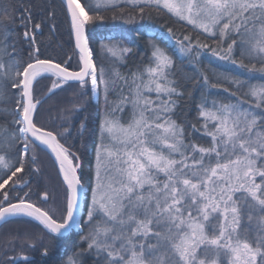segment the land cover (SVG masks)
Wrapping results in <instances>:
<instances>
[{
  "label": "trees",
  "instance_id": "trees-1",
  "mask_svg": "<svg viewBox=\"0 0 264 264\" xmlns=\"http://www.w3.org/2000/svg\"><path fill=\"white\" fill-rule=\"evenodd\" d=\"M79 1L89 17L87 34L97 70L98 95L95 98L89 78L71 83L45 73L34 83L33 96L39 92L35 97V124L53 132L70 152L86 188L81 228L56 236L31 218L9 220L0 227V264H10L18 255L31 259L25 258L16 264H72L73 260L76 264L121 263L122 257L109 260V256L113 257L110 253L118 249L110 241L101 242L103 251L96 249V237L86 222L92 208L90 200L95 191L101 151L115 143L107 131L106 135L103 132L108 130L106 125L110 121L130 124L145 108L151 122L174 123L179 127L181 143L178 152L172 154L171 170H156L151 166L148 169L159 189L165 184L164 179L182 171L187 162L192 173L195 170L198 173L199 164L205 170L204 166L214 161L224 164L235 159L233 154L222 155L226 151L230 153L231 146L240 138L238 135L229 138L216 122H211L213 115L221 114L230 106L243 109L255 118L258 139L264 141V52L246 49L250 42L246 34L255 22L264 21V15L257 12L262 7L256 4L259 2H252L255 8L245 15L242 25L212 33L153 2ZM261 36L263 32L259 39ZM253 43L256 44V40ZM38 59L73 70L81 68L64 3L61 0H0V207L27 200L61 221L63 218H59L58 213L49 210V192L53 188L46 181L48 169L42 171L45 158L52 165L51 170H56V166L45 151L21 135V74L28 63ZM155 68L160 73L149 78V72ZM157 82L161 87L154 89ZM145 93L146 102L152 100L154 109L143 104ZM152 93L154 98L149 99ZM255 128L252 136L257 134ZM159 142L160 147H165ZM130 148V144L126 146L127 151ZM119 158L118 165H126L124 155ZM258 165L264 170L263 161ZM57 177L60 188L57 187L59 195H56L60 201H66L67 189L58 174ZM263 181L264 178L260 183ZM130 190L125 206L129 207L131 218L147 228L143 226L144 229L134 235L133 225L130 229L131 226L125 227L127 223L125 221L124 226L123 222L124 233L132 238L123 241L124 252L121 247L119 252L128 255L133 250L151 264H174L175 256L172 259L167 252V245L172 242L169 232L173 229L168 224V209L174 205L176 197L165 192L156 194L151 183L139 188L137 182ZM43 195L48 196L46 201ZM244 195L242 190L232 193L229 207L235 215H227L221 232V226L215 227V216H211L208 237L195 247L194 255L212 257L213 250L207 246L214 237L232 238L238 229L242 241L264 244L255 238L256 218L244 207ZM258 195L264 197V185ZM180 203L186 206L183 201L174 207ZM155 209L159 210L158 217ZM151 214L155 216L156 225L161 223L157 230ZM230 217L235 226L231 227ZM29 223L34 224V229L20 226ZM110 224L107 222L108 229ZM111 230L114 232L113 226Z\"/></svg>",
  "mask_w": 264,
  "mask_h": 264
},
{
  "label": "rangeland",
  "instance_id": "rangeland-1",
  "mask_svg": "<svg viewBox=\"0 0 264 264\" xmlns=\"http://www.w3.org/2000/svg\"><path fill=\"white\" fill-rule=\"evenodd\" d=\"M99 1L116 3L125 0ZM126 1L160 4L176 12L181 17L188 18L191 22L203 26V30L212 33L242 25L245 15L249 14L251 8H255V5H252L254 1L260 3H256L257 5H262L257 12L264 15V0ZM238 12H240L239 15H236ZM88 19V14H86L85 21L87 22ZM246 23L243 25L246 26ZM260 24L255 22L252 29L246 34L250 40L246 46L248 51L264 52V21ZM262 32L263 36L259 39V35ZM252 40H256V44ZM110 51L117 54L114 50ZM93 63L95 66L94 57ZM95 73V79L91 73L89 74V81L96 98L98 95L96 67ZM149 73L150 78L160 72L155 68ZM153 87H156L154 89H159L161 85L157 82ZM149 91L153 92L152 89ZM38 95L39 92H36L33 96L34 103H36L35 109H37L35 97ZM145 96L146 99L143 104H148L150 108L154 109L152 107L154 102L152 100L146 102V93ZM151 98H154L153 93L149 96V99ZM22 113L23 110H21ZM148 117L144 108L143 113L130 124L122 125L118 121H110L106 125L108 130L104 129L103 131L105 135L106 133L111 135L115 143H111L110 147L101 151L95 191L90 200L92 208L89 218L86 219V222H89L88 228L94 232L93 237H96L94 240L96 249L103 251L104 246H100L101 242L103 241L106 244L110 241L118 249L110 253L113 257L109 256V260L122 257L120 258V264H151L133 250L128 255H122L119 252L120 247L121 252H124L123 241H128V239L132 238L130 234L129 236L124 233L123 228L131 226L130 229H132L133 225V232L136 235L137 232L144 229L143 226H146L131 218L129 207L125 206V198L131 192L130 188H133L137 182L139 188L151 183L156 194L165 192L176 197L171 209L167 208L170 212L168 224L173 226V229L169 232L172 234V242L167 245V252L170 258L175 256L176 260L172 258L174 264H264V244L256 245L254 242L242 241L239 237L240 229L237 230L234 234L235 237L232 238L222 239L220 236L214 237L211 244L207 246V248L213 250L212 257L207 255L202 258L193 254L195 247L208 237L209 229L207 225L212 215L217 220L215 227L221 226L220 232L223 229L227 215H235L231 207H229V200L235 190L244 191V207L247 208L249 215L253 213V218H256L254 223L255 238L264 242V197L258 195L259 190L264 185V181L262 184L260 183L264 178V170L259 168L258 165L260 161H263L264 165V141H259L258 139L259 133L255 128V118L250 113H246L243 109L234 106L226 108L221 114L213 115L211 122H216L217 127L221 128L225 134H228L229 138H234L237 135V138H240L238 143L236 142L231 146L232 151L230 153L226 151L222 155V157H228L227 154H233L235 159L224 164L214 161L211 165L204 166L205 170H203V165L199 164L197 165L200 168L198 173L197 170L192 173L191 165L187 162L186 166L183 167L184 171L182 168V171H176L171 177L168 176L167 179H164L165 184L159 189V186L153 182V177L148 169L151 166L156 170H161L162 168L171 170L172 154L178 152V147L181 143L180 129L174 123L157 124V121L151 122ZM253 128H255V133H257L254 136H252L254 133ZM159 141L165 147H160L158 145ZM112 144L115 145V148ZM129 144L132 148L127 151L126 146L128 147ZM167 145L169 148L166 147ZM66 151L70 153L67 149ZM119 155H124L123 163L126 165H118L120 161ZM45 160L46 162L43 161L42 171L44 172L45 169H48L49 173L46 175V181H49V185L53 188V191L49 192L51 206L47 205L45 207L47 209L49 207V210L53 209L58 213L59 218L65 219L68 212V198L66 197V201H60V198L57 197L56 193L58 194V192H56V189L57 187L60 188L57 172L54 169H50L52 165L49 163L48 158H45ZM131 178L132 183L130 182ZM246 194H250V197ZM179 195L180 197H177ZM256 195V198H251V196L254 197ZM183 201L186 202V206H181L180 203L179 206L174 207ZM154 212L156 213L155 216L158 217L159 210L155 209ZM117 214L118 216L115 219ZM138 216L139 219L137 216L135 217L140 220V215ZM155 216L152 218L154 227L157 230L161 223L156 225ZM106 221L111 223L109 225L110 229H108ZM125 221L127 223L126 226ZM123 222L125 227L122 224ZM229 223L231 227L235 226L232 217L229 218ZM20 226L34 229L33 223H29L27 226ZM112 226L114 232L111 230ZM79 227L80 224L75 229ZM127 231L130 232L129 229Z\"/></svg>",
  "mask_w": 264,
  "mask_h": 264
},
{
  "label": "water",
  "instance_id": "water-1",
  "mask_svg": "<svg viewBox=\"0 0 264 264\" xmlns=\"http://www.w3.org/2000/svg\"><path fill=\"white\" fill-rule=\"evenodd\" d=\"M66 8L72 40L76 51L80 54L82 66L72 70L56 62L38 59L30 62L22 73L23 114L21 116L24 134L37 146L49 153L56 164L59 176L69 193V212L65 222H58L45 210L29 201H16L0 207V226L16 216H29L56 234H66L81 220L85 189L72 161L63 151L56 136L39 128L34 123L35 105L33 102V85L38 76L52 74L67 82H81L91 73L93 63L92 50L87 34L86 21L79 14V0H61ZM90 57L92 61H90ZM95 67V66H94ZM41 135H48L51 141H45ZM27 256H19L14 262Z\"/></svg>",
  "mask_w": 264,
  "mask_h": 264
},
{
  "label": "bare ground",
  "instance_id": "bare-ground-1",
  "mask_svg": "<svg viewBox=\"0 0 264 264\" xmlns=\"http://www.w3.org/2000/svg\"><path fill=\"white\" fill-rule=\"evenodd\" d=\"M79 14L80 17L83 21H85L86 18V12L84 10V8L80 5L79 6ZM90 61H92V58L90 57ZM95 67L94 64H91V75L93 76V78H95ZM41 138L45 141H51L50 137L48 135H41ZM72 264H74V260L72 261Z\"/></svg>",
  "mask_w": 264,
  "mask_h": 264
}]
</instances>
